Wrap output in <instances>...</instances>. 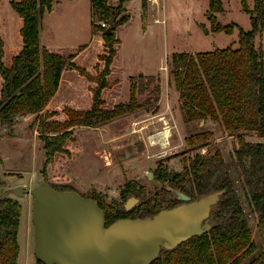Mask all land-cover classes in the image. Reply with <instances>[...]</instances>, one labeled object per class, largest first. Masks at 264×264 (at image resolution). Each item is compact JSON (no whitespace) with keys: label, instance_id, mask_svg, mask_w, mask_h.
<instances>
[{"label":"trees","instance_id":"16d2710c","mask_svg":"<svg viewBox=\"0 0 264 264\" xmlns=\"http://www.w3.org/2000/svg\"><path fill=\"white\" fill-rule=\"evenodd\" d=\"M53 0H17L10 6L19 18L15 34L17 46L6 48L2 40L3 20L0 16V125H11L20 115L35 114L39 139L43 142L44 162L40 176L47 180L46 169L56 155L66 153L64 147L73 141L74 128H99L138 108L136 85L131 83L127 103L104 101L105 92L114 95L120 78L118 66L119 39L117 29L128 24L130 0H89L91 38L80 48L39 46L40 19L44 11L51 12ZM240 9L248 15L249 30L238 29V48L226 47L206 53H172V82L180 102L184 123L211 120L229 134L253 133L264 137V61L262 50L253 39L264 30V0H239ZM144 2L140 8L144 9ZM224 9L220 0H208L206 17L215 33L231 34L232 24L219 25L215 14ZM102 22L103 25H100ZM111 32L106 33L105 29ZM79 50V61H71ZM86 59V64L82 61ZM142 79V75H137ZM153 80L150 77L147 83ZM67 102L61 109L62 118L54 111L41 114L46 102L55 98ZM79 97V98H78ZM78 104H76L74 102ZM208 134L197 133L187 139L188 145L205 142ZM236 161L247 159L244 188L246 207L240 202L221 154L215 150L209 156L196 152L179 171H169L157 164L152 171L160 186L154 194L141 198L125 210L128 195L136 199L140 191L135 183H126L121 191V204L106 203L98 194L92 199L104 214V226L121 220L152 216L162 209L179 204L166 187L177 189L190 200L221 192L219 202L208 216L210 229L180 242L175 248H160L150 264H264V142H251L237 137L233 150ZM242 166V165H241ZM49 185L67 191V185ZM3 182L0 180V188ZM83 196V195H81ZM85 197V196H83ZM134 197V198H135ZM16 198H0V264H16L19 253L18 226L21 216ZM251 214L261 241L260 250L251 239L247 216ZM34 264H43L35 258Z\"/></svg>","mask_w":264,"mask_h":264},{"label":"rangeland","instance_id":"374dc122","mask_svg":"<svg viewBox=\"0 0 264 264\" xmlns=\"http://www.w3.org/2000/svg\"><path fill=\"white\" fill-rule=\"evenodd\" d=\"M10 1L17 0H0V16L4 25L1 34L6 48L18 45L14 37L19 28V18ZM220 1L224 11L215 14L216 20L221 26L232 24L231 34L212 31L206 17L208 0H158L156 11H150L146 0L127 2L131 20L116 32L120 78L114 95L105 92L103 98L108 106L127 103L130 85L134 83L138 108L133 114L119 117L99 128H74L73 141L64 147L66 153L56 155L48 165L46 182L40 176L45 158L37 130L38 115H20L11 125H0V180L3 182L0 198L14 197L21 207L16 264L35 263L30 212L32 196L11 194L17 185L25 188L44 183L68 185L83 196L98 194L106 203L121 204L124 201L121 190L130 182L135 183L140 191L139 201L152 196L160 186L158 182L156 186L152 183V171L157 164L164 165L169 171H179L196 152L209 156L217 150L226 164L240 202L246 207L244 181L247 159L239 164L233 150L239 136L260 143L264 142V137L242 132L229 134L221 130L218 122L209 119L184 123L172 82V53H206L226 47L236 49L238 29H250L248 15L240 9L239 0ZM142 2L144 9L140 8ZM247 2L251 6L252 0ZM51 8V12L44 11L40 19V47L78 49L88 44L92 33L89 0H53ZM152 15L163 22L152 21ZM253 44L262 50L264 61V30L254 37ZM69 52H76L71 61H79L82 51H67L64 56ZM82 63L86 64V59ZM139 74L142 79L137 77ZM150 76L153 80L147 83ZM60 94L61 90L46 102L41 114L54 111V118H62L61 109L69 101H65V97L60 98ZM74 103L78 105L76 101ZM165 129L168 131L165 138L157 136L153 139L154 144L148 141V136L156 137ZM197 133H206L208 137L201 144L189 146L187 139ZM129 197L135 196L130 194ZM247 222L251 228V239L260 250L261 241L251 214L247 216ZM249 261L242 264H250Z\"/></svg>","mask_w":264,"mask_h":264},{"label":"water","instance_id":"95a60500","mask_svg":"<svg viewBox=\"0 0 264 264\" xmlns=\"http://www.w3.org/2000/svg\"><path fill=\"white\" fill-rule=\"evenodd\" d=\"M165 190L180 203L152 216L121 219L108 226L97 204L74 190L58 191L44 183L31 188L17 185L11 194L32 196L34 257L43 264H150L160 248L171 250L207 232L209 213L221 194L210 192L190 200L180 190ZM137 203L129 197L123 208L129 210Z\"/></svg>","mask_w":264,"mask_h":264},{"label":"built area","instance_id":"2783aa9c","mask_svg":"<svg viewBox=\"0 0 264 264\" xmlns=\"http://www.w3.org/2000/svg\"><path fill=\"white\" fill-rule=\"evenodd\" d=\"M146 2L148 3V7H149L150 11L151 10L156 11V9L158 8V0H146ZM153 21L154 22H163V20H159L157 17H154ZM101 25H103V24L101 23Z\"/></svg>","mask_w":264,"mask_h":264},{"label":"bare ground","instance_id":"6f19581e","mask_svg":"<svg viewBox=\"0 0 264 264\" xmlns=\"http://www.w3.org/2000/svg\"><path fill=\"white\" fill-rule=\"evenodd\" d=\"M157 134H159V135H157ZM156 134V137H155V135H151V136H148V141L151 143V144H154V142H153V139H155V138H157V136H159V138H161V137H166L167 135H168V131H167V129H165L164 131H162V132H158ZM156 143V142H155Z\"/></svg>","mask_w":264,"mask_h":264},{"label":"crops","instance_id":"0c3cea01","mask_svg":"<svg viewBox=\"0 0 264 264\" xmlns=\"http://www.w3.org/2000/svg\"><path fill=\"white\" fill-rule=\"evenodd\" d=\"M158 7H159V3H158ZM151 20L153 21V15H152V17H151ZM90 41V40H89Z\"/></svg>","mask_w":264,"mask_h":264}]
</instances>
